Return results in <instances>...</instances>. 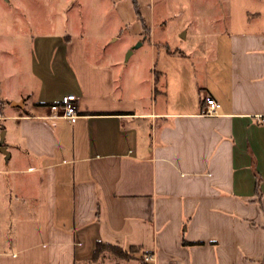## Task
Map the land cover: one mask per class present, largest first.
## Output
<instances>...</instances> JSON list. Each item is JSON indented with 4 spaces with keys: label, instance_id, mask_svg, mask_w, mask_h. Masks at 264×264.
Masks as SVG:
<instances>
[{
    "label": "crops",
    "instance_id": "1",
    "mask_svg": "<svg viewBox=\"0 0 264 264\" xmlns=\"http://www.w3.org/2000/svg\"><path fill=\"white\" fill-rule=\"evenodd\" d=\"M137 1L146 29L110 0L109 36L149 46L148 90L131 92L100 35L25 30L27 70L2 45L0 96L14 103L0 101V264H90L99 241L139 246L146 264H264V24L199 30L216 37L194 59L180 45L200 18L169 30L167 0ZM12 66L25 80L8 93ZM67 94L75 123L50 111ZM206 96L217 115L202 114Z\"/></svg>",
    "mask_w": 264,
    "mask_h": 264
},
{
    "label": "rangeland",
    "instance_id": "2",
    "mask_svg": "<svg viewBox=\"0 0 264 264\" xmlns=\"http://www.w3.org/2000/svg\"><path fill=\"white\" fill-rule=\"evenodd\" d=\"M125 1H128L136 12L133 0ZM158 4L160 6L161 2ZM111 6L110 0H0V70L6 55L3 44L7 45L6 51L11 58L10 61L21 60L20 69H28L30 61L28 47L31 39H22L23 31L60 32L74 27L88 32L90 37L102 36L109 56L122 60V64L117 66V72L127 73L125 81L131 92L142 90L143 87L148 90L149 46L146 44L139 47L137 42L132 49L126 50L124 41H113L119 33L110 38V31L117 29V23L111 19ZM162 9L172 17L168 29L173 31L179 29L184 23L183 17L185 18L188 14L200 18L194 24H190L189 38L186 43L180 45L184 52L194 59H199V56L204 54H212V51L204 50L207 47L211 50L212 47L211 42L206 40L211 38L213 41L216 37L201 35L199 30L209 28L212 32H218L229 26L231 22L236 26L252 17L261 18L260 22L264 24V0H189L186 3L180 0H167L163 6L158 7V10ZM174 15L178 17L175 18ZM16 49L20 50L18 54ZM13 68L17 70L16 67ZM20 72L17 70L13 76L12 86L3 85L5 91L12 93L13 89H21L25 78ZM0 101L4 102L5 107L14 103L10 99L4 100L1 96ZM145 261L150 262L146 260V257Z\"/></svg>",
    "mask_w": 264,
    "mask_h": 264
},
{
    "label": "trees",
    "instance_id": "3",
    "mask_svg": "<svg viewBox=\"0 0 264 264\" xmlns=\"http://www.w3.org/2000/svg\"><path fill=\"white\" fill-rule=\"evenodd\" d=\"M133 2L135 5L137 17L142 22L144 28L146 29V23L142 16L140 5L137 0H133ZM258 185H259V178H258ZM108 255L124 263H127L133 259H137L140 262V264L147 263L145 261V257L147 256V253L143 252L142 248L139 246H131L129 249H124L102 241L97 242L94 254L88 262L90 264H97L101 259H103L105 256Z\"/></svg>",
    "mask_w": 264,
    "mask_h": 264
},
{
    "label": "built area",
    "instance_id": "4",
    "mask_svg": "<svg viewBox=\"0 0 264 264\" xmlns=\"http://www.w3.org/2000/svg\"><path fill=\"white\" fill-rule=\"evenodd\" d=\"M79 97L75 94H67L62 97L60 103L50 106V111L54 116L68 120L71 123H75L80 117L79 114ZM220 103L211 96L205 97V106L202 110V114L206 116H215L220 109ZM147 261H152V255L146 256Z\"/></svg>",
    "mask_w": 264,
    "mask_h": 264
},
{
    "label": "water",
    "instance_id": "5",
    "mask_svg": "<svg viewBox=\"0 0 264 264\" xmlns=\"http://www.w3.org/2000/svg\"><path fill=\"white\" fill-rule=\"evenodd\" d=\"M14 105L15 106H22L23 103L22 102H16ZM4 140H5V130H2V132H1V143H4ZM1 152L4 153V154H6V155L9 154V152L7 151V149H6L5 146H2L1 147Z\"/></svg>",
    "mask_w": 264,
    "mask_h": 264
}]
</instances>
